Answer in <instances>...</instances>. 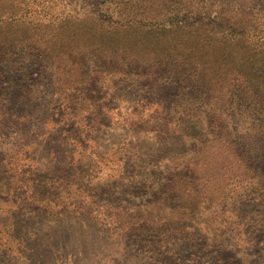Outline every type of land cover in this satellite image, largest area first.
<instances>
[{
    "label": "rangeland",
    "instance_id": "1",
    "mask_svg": "<svg viewBox=\"0 0 264 264\" xmlns=\"http://www.w3.org/2000/svg\"><path fill=\"white\" fill-rule=\"evenodd\" d=\"M49 1L27 0L24 20L91 8ZM52 32L0 65V179L26 172L0 193V264H264L250 121L221 124L156 72L102 58L87 30Z\"/></svg>",
    "mask_w": 264,
    "mask_h": 264
},
{
    "label": "trees",
    "instance_id": "2",
    "mask_svg": "<svg viewBox=\"0 0 264 264\" xmlns=\"http://www.w3.org/2000/svg\"><path fill=\"white\" fill-rule=\"evenodd\" d=\"M26 1L0 0V65L9 46L33 44L48 28L75 37L87 30L91 51L102 58L134 62L139 77L156 72L158 80L178 87L169 92L200 101L221 124L250 121L246 151L264 152V0H88L87 18L57 22L25 21ZM146 121L144 128L154 127ZM7 172L0 193L26 173L17 167Z\"/></svg>",
    "mask_w": 264,
    "mask_h": 264
}]
</instances>
